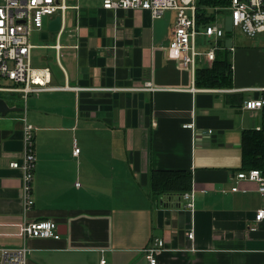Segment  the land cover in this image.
Returning <instances> with one entry per match:
<instances>
[{"label": "crops", "instance_id": "crops-1", "mask_svg": "<svg viewBox=\"0 0 264 264\" xmlns=\"http://www.w3.org/2000/svg\"><path fill=\"white\" fill-rule=\"evenodd\" d=\"M70 3L81 8L66 11L56 41L42 32L40 46L54 51L35 67H49L51 81L27 96L24 113H0V247H18L25 222L53 220L61 239H28V264H150L156 238L165 242L157 264H264V219L251 229L264 197L236 177L243 132L264 121L263 110L244 107L264 97V43L241 44L235 33L232 85L204 86L168 55L176 11L154 18ZM147 81L153 89H138ZM24 118L36 128L30 209L23 173L10 166L24 151ZM155 173H171L168 185L186 175L193 209L157 193Z\"/></svg>", "mask_w": 264, "mask_h": 264}, {"label": "built area", "instance_id": "built-area-1", "mask_svg": "<svg viewBox=\"0 0 264 264\" xmlns=\"http://www.w3.org/2000/svg\"><path fill=\"white\" fill-rule=\"evenodd\" d=\"M104 9L117 11L119 9L148 10L154 18L162 17L166 11H176L175 24L168 44V55L178 59L185 67L196 71L198 60H204V65L211 67L219 50L233 53L236 45L233 35L236 29H241L248 36L254 37L264 33V0H230L226 9L230 11L225 26L218 17L220 7H206L208 12L215 11V17L209 22L198 23L197 13L200 0H100ZM74 8L80 10L81 5L71 4L70 0H0V92H22L27 97L32 92H40L51 81L49 67H35L32 64L33 29L42 30L45 16L60 17L64 27L65 13ZM219 9V10H218ZM210 15V13H209ZM201 28L203 30H201ZM203 33L212 38L208 49L197 48V35ZM59 50L62 46L57 43ZM75 47H79L75 45ZM65 85L61 88H68ZM152 82L147 81L140 90L153 89ZM244 107L250 110H263L264 97L245 100ZM186 128H194V123H187ZM35 126L24 118V151L21 159L13 160L10 166L20 169L23 173L22 192L26 209L34 205L33 180L36 168ZM256 129H262L258 126ZM208 133L212 130L207 131ZM80 148L75 146L74 154ZM239 180L253 181L258 184V190L264 197V171L260 168L242 169L237 172ZM78 185L80 183H77ZM238 190V186H233ZM194 193L187 191L181 194L184 207L193 209ZM264 219V207L256 212L255 225ZM188 237L194 238V231H188ZM61 239L59 225L53 220L25 222L22 227L23 241L18 247H0V264H28L31 247L30 238ZM165 242L156 238L153 246L146 250L150 264H157L156 253L164 248ZM99 264H109L103 256Z\"/></svg>", "mask_w": 264, "mask_h": 264}, {"label": "trees", "instance_id": "trees-1", "mask_svg": "<svg viewBox=\"0 0 264 264\" xmlns=\"http://www.w3.org/2000/svg\"><path fill=\"white\" fill-rule=\"evenodd\" d=\"M230 0H200L197 19L199 24L209 22L215 17V11L208 12L206 7L228 6ZM221 9L219 11H221ZM210 13V15H209ZM232 63L230 61V52L226 49L219 50L216 60L211 67H202L196 69L197 82L204 86L230 87L232 85ZM264 112V108H263ZM260 168L264 171V121L262 129H246L243 132V169ZM171 173L154 174V190L162 194L181 195L187 192L190 184L186 182V175L174 174L177 185H168L172 180ZM173 190V191H171Z\"/></svg>", "mask_w": 264, "mask_h": 264}, {"label": "rangeland", "instance_id": "rangeland-1", "mask_svg": "<svg viewBox=\"0 0 264 264\" xmlns=\"http://www.w3.org/2000/svg\"><path fill=\"white\" fill-rule=\"evenodd\" d=\"M71 1V0H70ZM225 6V5H224ZM221 6L220 8L224 7ZM70 10V9H69ZM71 11H69L70 14ZM219 15L218 17L220 18V21L227 26L226 24V19L228 18L227 16L230 14V11L228 9L223 8L221 9V11H219ZM56 17H51L49 16H45L44 18V29L39 30V29H33V33H32V43L35 44V47L32 50V64L33 66H37V65H43L46 59V56L49 54L51 55L52 52L54 51L53 49H49L46 47H41L40 44L43 42H45L47 39H44L42 36V32L47 31L49 33V38L47 41H50V43H53L56 41V32L57 31H51L50 30V23L55 19ZM48 29V30H47ZM201 30H203L201 28ZM235 33H237L238 35V41L241 44L247 45V44H251L255 41L257 42H261L264 43V33H258L256 36L251 37L248 36L246 33H244L241 29H236ZM212 38L209 35L203 34V33H199L197 35V48L201 49V50H205L208 49L211 42H212ZM0 94L3 97H6L7 99H13V100H17L19 103L22 104L23 109L20 111H16V112H22L24 113L25 110L28 109V102L27 99L28 97H23L21 92H10V91H3L0 92Z\"/></svg>", "mask_w": 264, "mask_h": 264}, {"label": "water", "instance_id": "water-1", "mask_svg": "<svg viewBox=\"0 0 264 264\" xmlns=\"http://www.w3.org/2000/svg\"><path fill=\"white\" fill-rule=\"evenodd\" d=\"M61 29V18L58 16L50 24L51 31H59ZM48 33V32H47ZM49 37V33L48 36ZM23 107L10 105L3 97L0 96V113L6 115L9 112H16L22 110Z\"/></svg>", "mask_w": 264, "mask_h": 264}]
</instances>
